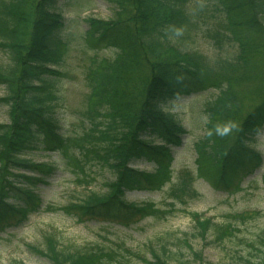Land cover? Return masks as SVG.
<instances>
[{
    "label": "trees",
    "instance_id": "trees-1",
    "mask_svg": "<svg viewBox=\"0 0 264 264\" xmlns=\"http://www.w3.org/2000/svg\"><path fill=\"white\" fill-rule=\"evenodd\" d=\"M68 2L0 0V53L12 61L0 69V86L7 92L0 105L7 107L10 119L0 123V231L39 210L36 187L57 170L55 164L35 162L28 155L34 152L59 153L79 186L91 185L98 171L114 172L104 193L58 206L81 221L129 227L147 216L165 218L174 208L132 203L126 193L158 189L170 180L171 148L183 145L182 136L191 131L168 107L192 95L205 97L199 121L206 119L205 130L195 143L196 167L184 168L169 182V195L188 203L198 195V178L216 189L236 191L260 171L263 156L256 147L264 130V0H108L116 13L109 20L67 17L63 8ZM210 17H218L215 25L207 23L213 22ZM241 28L257 55L250 57V48L236 37ZM201 34L218 46L235 43L238 53L212 70L200 49L175 46L177 40L195 43ZM71 50L76 51L72 63L67 61ZM76 70L85 85L83 107L74 109L81 115L82 132L68 136L54 114L56 107L70 110L62 85L79 79ZM242 82L256 84L260 94L246 111L239 95L245 86L235 90ZM141 160L152 161L154 172L136 167ZM257 181L253 177L248 184ZM193 214L201 235L213 231L221 241L240 230L231 221L204 223L199 213ZM259 230L244 240L249 247L238 257L246 264H264V229ZM49 245L54 264H129L131 256L155 264L124 242L70 251ZM166 248L151 250L155 262L170 264ZM193 255L199 264H219L205 262L200 252Z\"/></svg>",
    "mask_w": 264,
    "mask_h": 264
},
{
    "label": "rangeland",
    "instance_id": "rangeland-1",
    "mask_svg": "<svg viewBox=\"0 0 264 264\" xmlns=\"http://www.w3.org/2000/svg\"><path fill=\"white\" fill-rule=\"evenodd\" d=\"M74 2L75 5L72 0H69L68 4L64 5L65 16L70 18L91 16L97 20L99 18L109 20L116 16L108 0H90V2L75 0ZM210 19L213 22L207 23L215 25V20L211 17ZM81 24L85 25V23ZM236 37L241 38L246 47L250 48V57L253 54H258L259 50L254 49V46L251 48L252 41L244 29L241 28ZM197 39L195 43L181 40L174 43L176 47L181 46L183 50H190L191 47L200 49L212 70L221 67L227 58L235 57L238 53V47L233 42L226 41L218 46L215 39L203 34ZM257 44L260 46L262 43L258 41ZM75 53L76 51L71 50L67 61L73 58ZM172 55L173 53L170 56ZM255 58L258 63L261 62L259 56ZM74 60L75 58L70 62L72 63ZM11 63L9 58L0 53L1 70L8 68ZM74 73H77L79 79H76L75 83L64 81L62 85L63 95L67 100L66 106L70 110L56 107L54 114L59 119V124L64 126L68 136L82 132L81 115L74 109L83 107L82 91L85 89V85L77 70ZM245 84L238 83L235 90L238 91L237 88H242ZM256 87V84H247L241 89L239 95L244 102L243 110L251 109L254 103L259 100L257 98L260 94L258 96L257 90L255 92ZM6 94V87L0 86V97ZM197 96L192 95L179 99L175 105L168 107L184 127L191 131L182 136L183 145L171 148L170 180L158 189L135 190L126 193V197L132 203L140 204L151 201L156 207L163 210L174 208L172 212L164 213L165 218L147 216L129 227L116 223L109 225L110 223L98 220L81 221L77 216L66 213L58 206L84 201L85 197L91 193H104L108 189L107 183H112L115 180L114 172L110 169H106L103 173L98 171L95 175L96 179L91 185L88 187L79 186L74 181L70 170L66 168L59 153L55 152L49 155L38 154V152L29 153L28 155L32 156L35 162L55 164L57 170L47 179V183L39 184L36 187V192L41 198L39 210L30 211L18 225L0 231V264H54L49 256V244H54L58 251H70L95 244H109L112 241L124 242L132 252L141 251L155 264L160 263L153 260L151 250L155 249L161 252L164 250V246L167 247V252L164 254L170 264H187L188 262L195 264L197 261L193 252H200L205 262L246 264L244 259L238 257L245 252L246 247H249V242L244 240H252L251 236L255 232L264 229V183L260 175L264 173V130L258 138L259 142L256 147L262 153L263 166L260 167V171L243 181L239 190L234 191V188L232 191L216 189L208 180L198 178L194 182L198 195L191 198L186 204L178 201L169 195L171 190L169 182L177 180L184 168L192 170L196 167L195 143L205 130L206 119L199 123L200 109L203 108L205 97ZM6 109L4 104L0 105V123L10 122ZM87 124L85 121L84 126ZM156 144L163 147L162 142ZM135 166L148 172H154L156 168L152 161L147 160L138 161ZM253 177H257V184L254 182L248 184ZM171 203L173 205L170 206ZM193 213H199L201 222L205 223L209 219L215 223H223L228 220L235 227L234 230L237 227L240 230L233 233L227 231L229 236L221 241L217 240L213 231L201 235L199 231H196L198 223ZM240 237L244 239H240ZM244 247L245 249H243ZM130 259L132 260L129 264H150L139 260L136 256H131Z\"/></svg>",
    "mask_w": 264,
    "mask_h": 264
}]
</instances>
